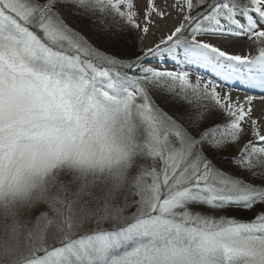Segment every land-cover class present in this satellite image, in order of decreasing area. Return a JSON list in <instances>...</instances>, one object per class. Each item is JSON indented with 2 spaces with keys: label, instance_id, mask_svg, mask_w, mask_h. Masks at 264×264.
Segmentation results:
<instances>
[{
  "label": "snow or ice",
  "instance_id": "obj_1",
  "mask_svg": "<svg viewBox=\"0 0 264 264\" xmlns=\"http://www.w3.org/2000/svg\"><path fill=\"white\" fill-rule=\"evenodd\" d=\"M0 264H264V0H0Z\"/></svg>",
  "mask_w": 264,
  "mask_h": 264
},
{
  "label": "bare ground",
  "instance_id": "obj_2",
  "mask_svg": "<svg viewBox=\"0 0 264 264\" xmlns=\"http://www.w3.org/2000/svg\"><path fill=\"white\" fill-rule=\"evenodd\" d=\"M172 25V21H169V26ZM158 39L157 36H152V35H149L145 40H144V45L145 46H151L152 43L154 41H156ZM213 43H216V44H219L221 47H224V44L221 43L220 41L218 40H212ZM241 44H243L244 46H241V47H235V48H227L228 51L230 52H233V53H237V54H248V53H252L251 52V49H249V47L246 45V42H241ZM169 67H171V65H169ZM234 95H246V94H251V93H248L246 91H244L242 88H240L239 86H237L236 88V91H234L233 93Z\"/></svg>",
  "mask_w": 264,
  "mask_h": 264
},
{
  "label": "rangeland",
  "instance_id": "obj_3",
  "mask_svg": "<svg viewBox=\"0 0 264 264\" xmlns=\"http://www.w3.org/2000/svg\"><path fill=\"white\" fill-rule=\"evenodd\" d=\"M248 47H249V46H248ZM249 49H251L252 54H255L254 50H253L251 47H249ZM134 50H135V49H134Z\"/></svg>",
  "mask_w": 264,
  "mask_h": 264
}]
</instances>
